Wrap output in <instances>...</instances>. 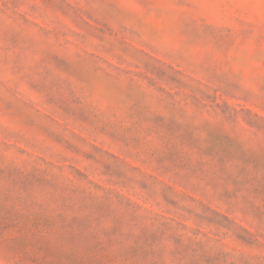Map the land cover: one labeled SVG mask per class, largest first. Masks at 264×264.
<instances>
[{
	"label": "rangeland",
	"instance_id": "374dc122",
	"mask_svg": "<svg viewBox=\"0 0 264 264\" xmlns=\"http://www.w3.org/2000/svg\"><path fill=\"white\" fill-rule=\"evenodd\" d=\"M0 264H264V0H0Z\"/></svg>",
	"mask_w": 264,
	"mask_h": 264
}]
</instances>
